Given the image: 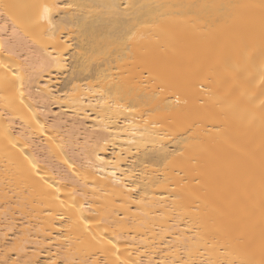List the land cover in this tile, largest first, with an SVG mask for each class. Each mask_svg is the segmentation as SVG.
<instances>
[{
	"label": "bare ground",
	"instance_id": "bare-ground-1",
	"mask_svg": "<svg viewBox=\"0 0 264 264\" xmlns=\"http://www.w3.org/2000/svg\"><path fill=\"white\" fill-rule=\"evenodd\" d=\"M155 257L264 264V0H0V264Z\"/></svg>",
	"mask_w": 264,
	"mask_h": 264
},
{
	"label": "rangeland",
	"instance_id": "rangeland-1",
	"mask_svg": "<svg viewBox=\"0 0 264 264\" xmlns=\"http://www.w3.org/2000/svg\"><path fill=\"white\" fill-rule=\"evenodd\" d=\"M8 37V36H7ZM10 39V42H13L11 39L12 38H9ZM14 40V39H13ZM26 41V40H25ZM28 42V41H27ZM27 44V43H26ZM26 44H24V45H26ZM31 44V43H30ZM27 45H29V43L27 44ZM26 45V46H27ZM32 45V44H31ZM29 47H30V50L29 51H33L34 52V47L32 48L30 45H29ZM94 65L96 64V61H93L92 62ZM68 79H69V76L66 74V76L65 75H63L62 76V78L60 77V82L58 83V86H59V88L60 89H63V90H66L67 88H68V85H67V82H68ZM62 80V81H61ZM62 85H63V87H62ZM52 110H53V112H59V110H58V108H52ZM64 116V115H63ZM16 118H15V120H16V122H18L20 119H19V117L18 116H15ZM18 117V118H17ZM19 119V120H18ZM18 120V121H17ZM51 120V119H50ZM71 123H74V124H78L79 123V120H75V122H67L66 124L68 125V126H70L71 125ZM37 138H35V141L37 142V140H36ZM40 145V144H39ZM38 150V152H36L37 153V155L39 156V158H45V160L47 161H49L50 159L52 160H50L49 161V163L51 162V163H53L54 165H56V166H59L58 168H62V169H64V171L63 172H65V168H63V167H61L62 166V164L59 162V160L55 157V156H52L50 159L48 158L49 157V154H46V152L45 151H43V152H45V153H43L42 151H40V149H37ZM42 150V149H41ZM44 150V149H43ZM75 151H73L74 153L76 152L77 153V149L75 148L74 149ZM77 150V151H76ZM46 155H48V156H46ZM47 157V158H46ZM44 160V159H43ZM47 161V162H48ZM56 163V164H55ZM53 165V166H54ZM55 166V167H56ZM161 261V259L159 258V257H155V261H154V263H156V264H164L162 261Z\"/></svg>",
	"mask_w": 264,
	"mask_h": 264
}]
</instances>
